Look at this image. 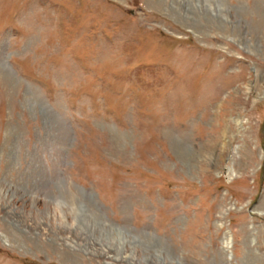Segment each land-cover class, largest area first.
Wrapping results in <instances>:
<instances>
[{
    "label": "rangeland",
    "instance_id": "374dc122",
    "mask_svg": "<svg viewBox=\"0 0 264 264\" xmlns=\"http://www.w3.org/2000/svg\"><path fill=\"white\" fill-rule=\"evenodd\" d=\"M0 264H264V0H0Z\"/></svg>",
    "mask_w": 264,
    "mask_h": 264
},
{
    "label": "bare ground",
    "instance_id": "6f19581e",
    "mask_svg": "<svg viewBox=\"0 0 264 264\" xmlns=\"http://www.w3.org/2000/svg\"><path fill=\"white\" fill-rule=\"evenodd\" d=\"M182 1V0H181ZM216 8H218V12L219 11H223L225 8L223 7V6H221L220 4H217V7ZM217 10V9H216ZM210 12L212 13V15L214 14V15H217L218 16V13L217 12H215L213 9L212 10H210ZM60 205V204H59ZM65 207V206H64ZM70 207V206H69ZM68 207V208H69ZM68 208H65V209H68ZM69 213V214H68ZM67 214H68V217L71 219V223L70 224H72V229H74L75 227V229L74 230H76V232H78V235H77V237H80L79 239H82V240H86V241H88V238L90 237V234H89V232L91 231V230H93V232H92V236L93 237H95V238H97L96 240H97V243H92V244H94V245H92V244H90V245H88L87 247L85 246V249L84 250H86V251H90L91 249L93 250L94 248H96L97 246H96V244L97 245H101V242L103 243V241H101V239L100 238H98V236L97 235H100L101 237H106L105 239H106V242H108L107 244L109 245H107L106 246V249H111L110 247H112V246H110L111 244H114V243H116L117 242V244H118V246H122V249H123V246H124V244H127L128 243V240H129V238H127V236L125 237V235H123V233L122 232H117L116 230H114L113 228H110V231H107V230H105L104 228L106 227V225H105V223H103V222H99L98 220V216H96V215H94V213H92L91 211H89L88 209H86L85 207H83V206H79V207H77V209H75V207H71L70 208V210L67 212ZM65 217H67V216H64V218ZM67 217V218H68ZM98 217V218H97ZM70 222V221H69ZM66 223V222H65ZM67 224V223H66ZM75 224V226H73ZM60 225L61 226H63L61 223H60ZM67 227H68V225H67ZM70 227V226H69ZM66 228V227H65ZM75 232V231H74ZM75 232V233H76ZM113 236V237H111V238H108V236ZM89 236V237H88ZM94 240V239H93ZM109 240H112L111 241V243L109 242ZM99 241V242H98ZM133 241V240H132ZM93 242V241H92ZM131 242V241H130ZM132 243V242H131ZM130 243V244H131ZM135 243V242H134ZM137 243V242H136ZM135 243V244H136ZM104 244V243H103ZM120 244V245H119ZM92 245V246H91ZM106 245V244H105ZM116 245V244H115ZM91 246V248L89 249V247ZM113 247H112V252H113ZM95 250V249H94ZM116 250H118V251H120V249H116ZM133 250H137L138 251V247L135 245L134 247H133ZM107 251V250H106ZM121 251H123V250H121ZM124 252V251H123ZM157 253H158V251H157ZM157 253H156V255H157ZM161 253V252H160ZM94 254V253H93ZM127 254H129V253H127ZM126 254V256L124 257H122V255H120L118 258H116L115 260L116 261H121V262H124V261H129L130 260V257H131V254H129V255H127ZM163 254V253H162ZM160 257L159 258H161L162 256L161 255H159ZM105 257H107L108 259H110V258H113L112 257V255H111V253L110 252H106L105 253ZM157 257V256H156ZM164 257V256H163ZM129 258V259H128ZM165 259H166V257H165ZM142 263V262H141Z\"/></svg>",
    "mask_w": 264,
    "mask_h": 264
}]
</instances>
